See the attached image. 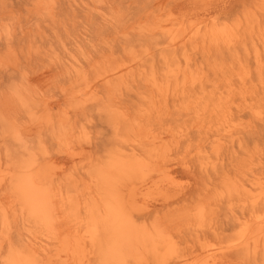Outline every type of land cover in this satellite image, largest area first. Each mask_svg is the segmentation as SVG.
Instances as JSON below:
<instances>
[{
    "label": "rangeland",
    "instance_id": "1",
    "mask_svg": "<svg viewBox=\"0 0 264 264\" xmlns=\"http://www.w3.org/2000/svg\"><path fill=\"white\" fill-rule=\"evenodd\" d=\"M0 264H264V0H0Z\"/></svg>",
    "mask_w": 264,
    "mask_h": 264
},
{
    "label": "bare ground",
    "instance_id": "2",
    "mask_svg": "<svg viewBox=\"0 0 264 264\" xmlns=\"http://www.w3.org/2000/svg\"><path fill=\"white\" fill-rule=\"evenodd\" d=\"M132 170H133V168H132ZM142 171V170H141ZM147 171V170H146ZM137 172H139V170L137 171ZM44 193V192H43ZM40 198H42V197H40ZM45 199V198H44ZM43 199V200H44ZM39 201L41 202L42 200H40L39 199ZM46 201V200H45ZM44 202V201H43ZM115 205V204H114ZM113 205V206H114ZM112 207V206H111ZM115 207V206H114ZM109 209V208H108ZM112 211V213L114 214V212H113V210H111ZM109 212V211H108ZM109 213H111V212H109ZM108 213V214H109ZM108 214H106V216L107 217H110ZM115 216H117V215H115ZM107 217L105 218V221H106V219H107ZM113 218H114V216H112ZM111 218V217H110ZM110 220V219H109ZM109 220H107V221H109ZM113 221H111L110 220V225H109V223H107V225L105 224V223H103V225L105 224V226H107V227H109V228H105V230H104V232H102V233H100L99 231H93L95 234L97 233V235L98 234H102V237H94L92 240H93V243H94V246H95V253H97L98 255H101V256H104L105 257V255H107L105 252L104 253H102V249H104V247L105 248H110V247H112L113 245H115L114 243H115V241L116 242H118L119 244H117V245H119V246H122L123 248H130L133 244H135L136 242H137V240H136V238H134L132 235H130V233H128V231H125V233H124V231L123 230H113V229H110V227L111 228H113V225H111V223H112ZM97 226V225H96ZM94 227V226H93ZM98 227V226H97ZM95 228V229H97L98 230V228ZM94 229V230H95ZM104 229V228H103ZM102 229V230H103ZM128 233V234H127ZM127 234V235H126ZM136 240V241H135ZM147 240V239H146ZM150 242H152V245L154 244V243H156V240L155 239H148ZM135 241V242H134ZM149 241H147L148 243H149ZM121 242V243H120ZM136 245V244H135ZM70 249H72V248H70ZM222 251V250H221ZM73 252V251H72ZM203 256H201V258H202ZM199 261V260H198ZM165 263V262H164Z\"/></svg>",
    "mask_w": 264,
    "mask_h": 264
}]
</instances>
